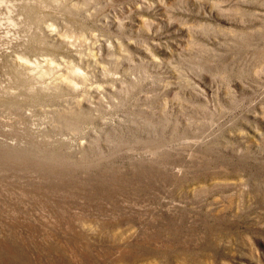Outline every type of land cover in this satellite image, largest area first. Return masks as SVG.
<instances>
[{
	"label": "rangeland",
	"instance_id": "obj_1",
	"mask_svg": "<svg viewBox=\"0 0 264 264\" xmlns=\"http://www.w3.org/2000/svg\"><path fill=\"white\" fill-rule=\"evenodd\" d=\"M0 264H264V0H0Z\"/></svg>",
	"mask_w": 264,
	"mask_h": 264
}]
</instances>
